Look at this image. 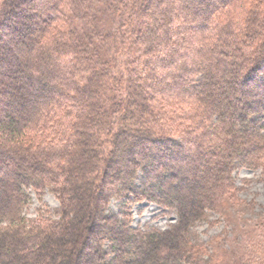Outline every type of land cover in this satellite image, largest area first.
Listing matches in <instances>:
<instances>
[{
	"label": "trees",
	"instance_id": "1",
	"mask_svg": "<svg viewBox=\"0 0 264 264\" xmlns=\"http://www.w3.org/2000/svg\"><path fill=\"white\" fill-rule=\"evenodd\" d=\"M194 1L3 0L0 264H72L94 215L108 234L89 228L88 264H264V245L192 236L210 211L264 229L240 227L233 177L264 164V0ZM28 189L55 193V213L26 217ZM145 200L176 222L132 226Z\"/></svg>",
	"mask_w": 264,
	"mask_h": 264
},
{
	"label": "rangeland",
	"instance_id": "2",
	"mask_svg": "<svg viewBox=\"0 0 264 264\" xmlns=\"http://www.w3.org/2000/svg\"><path fill=\"white\" fill-rule=\"evenodd\" d=\"M66 1L71 2L72 0ZM202 1V4L194 1L191 5H189V9L195 10L196 6L197 8H202L204 6L206 7L207 4L213 5V2H215L216 0ZM2 4L3 0H0V8ZM166 10L169 9L166 8ZM196 30L199 33L202 31V28L200 26H197ZM126 56L127 53H120L119 56H116V61L122 59L124 62L127 58ZM118 63H121V61L119 60ZM18 74L22 73H17V76ZM187 80L188 73L184 70L180 72L178 78H174L170 80V82L174 81L173 89L175 88V90H179V87H181L179 83ZM183 91L184 93L188 94H190L191 92H199L198 88L193 89L191 87H187L183 89ZM135 140L136 137H133L132 142ZM206 155L208 157L210 156L208 150H206ZM209 165L210 163L204 166V168L207 169V166ZM233 177L235 180V184L239 189L237 195L240 197L242 202V207L235 209L237 212V216L241 218L239 225L241 228H244V230L251 231L254 224H259L261 219L264 218V164L256 168L243 167L236 169L233 173ZM27 191L30 193L31 199L27 207L24 209V214L26 215V217L35 218L41 213L54 214V210L59 207L58 197L51 190L47 189L41 196L36 194L32 189H28ZM122 201L123 199L119 197L111 198L108 207L109 210L114 213H119L120 210L123 211L121 203ZM130 207L131 208L129 214L131 215L132 226L140 228L142 230H148L151 228L166 229L177 220V215L174 210L165 209L160 205L147 200L140 203H131ZM230 209H232V207ZM91 212L92 210H89L87 214H91ZM92 219L93 221L90 219V222L98 225L97 228H99V225H101V220L97 218V215H94ZM234 222V220L231 221L227 219L221 212L210 211L207 220L197 222L192 228L193 239L194 241H202L204 243H207L208 247L210 248H212V246H214L216 242L222 244L223 246L231 244L233 243V239L235 237L239 241L238 245H243L244 249L249 245V243L253 244L254 248H256L257 250L259 247L258 244L264 245V241L262 240V234L264 236V229H262L261 227H257L255 234L249 236L245 235L241 231V229H239L238 231L236 230L235 232ZM250 225H252L251 228L249 227ZM89 226L90 224L89 222H87L86 227L83 228L82 231L80 228L79 244L76 245V249L72 251L71 255L67 252V250L62 252L64 253L62 255L63 259L67 260L69 256H72V264H78V262L80 264L89 263L90 254L93 253L92 246L94 245L93 240L95 237V230H97V228H94V232H91ZM98 230L104 232L105 234H108V232L101 229V227ZM261 240L262 242H260ZM59 254L60 252H58V255Z\"/></svg>",
	"mask_w": 264,
	"mask_h": 264
},
{
	"label": "bare ground",
	"instance_id": "3",
	"mask_svg": "<svg viewBox=\"0 0 264 264\" xmlns=\"http://www.w3.org/2000/svg\"><path fill=\"white\" fill-rule=\"evenodd\" d=\"M97 227H98L97 225L90 223V228H97ZM78 264H80V263L78 262Z\"/></svg>",
	"mask_w": 264,
	"mask_h": 264
}]
</instances>
